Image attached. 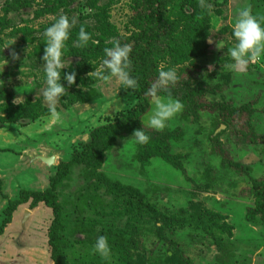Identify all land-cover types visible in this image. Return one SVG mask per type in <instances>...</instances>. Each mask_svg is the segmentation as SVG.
I'll return each instance as SVG.
<instances>
[{"label":"rangeland","instance_id":"1","mask_svg":"<svg viewBox=\"0 0 264 264\" xmlns=\"http://www.w3.org/2000/svg\"><path fill=\"white\" fill-rule=\"evenodd\" d=\"M141 1L0 0V59L9 60L0 79L16 92L15 99L23 98L20 104L30 97L51 110L40 91L43 66H39V56L32 55L43 42V33L60 16L72 22L71 34L83 23L91 34L90 43L101 51L91 60L95 71L81 75L94 78V84L68 87L63 83L69 94L55 106L59 117L42 114L35 122L0 125V227L9 222L0 236V264H264V221L261 215L255 222L246 219L258 204L251 178L264 180V58L244 71L228 67L234 63L229 51L235 45L232 29L238 12L250 6L254 15L264 16V0H206L207 8L200 7V0H163L168 3L165 18L171 20L154 25L161 36L156 46L167 48V36L177 24L184 31L181 15L196 13L200 21L194 24L193 20L191 29L203 38L205 51L191 67L189 63L173 66L171 55L161 50L154 49V55L146 58L147 65H157L145 77L150 88L160 71L174 68L178 80L168 87L175 91L173 99L192 90L205 93L200 101L207 104L247 106L254 133L233 117L235 133L245 134L233 135L232 124L229 128L220 117L221 128L212 134L215 116L209 113L213 112L193 107L187 116L182 109L163 131H156L148 125L155 106L150 98L151 112L143 122L157 133L156 138L166 140L167 152L183 166L182 172L161 159L143 166L139 144L125 138L104 153V163L96 170L105 141L93 146L95 164L72 166L57 187L63 214L58 254L50 245L53 210L43 203L33 207L32 199L19 204L22 191L49 190L59 167L90 145L96 127L136 103L115 78L105 84L95 73L104 70V49L117 41L131 47L132 62H142L140 52L147 44L139 40L145 29L138 26L144 22ZM86 14L90 17L81 19ZM97 22L104 23L102 29ZM12 51L20 54V60L11 59ZM65 60L62 71L75 70L79 59ZM120 104L123 107L118 108ZM214 137H219L222 155L211 142ZM39 157L56 160L48 165ZM231 163L251 170L237 171ZM108 180L138 190L143 198H137L136 191L134 195L118 193ZM147 205L160 214L149 212ZM165 216L174 223L167 225ZM99 236L108 238L111 252L107 258L93 251Z\"/></svg>","mask_w":264,"mask_h":264},{"label":"trees","instance_id":"2","mask_svg":"<svg viewBox=\"0 0 264 264\" xmlns=\"http://www.w3.org/2000/svg\"><path fill=\"white\" fill-rule=\"evenodd\" d=\"M143 4H145L143 14V24L138 26L145 27L142 31V37L139 40L145 41L147 44V49L145 51L140 52L143 55H140V60L142 62L136 63L132 62L133 66V72L138 73V78L140 80V85L135 90L132 89H126L125 93L131 94L134 96V99L136 103L128 110V111H121L119 112L114 119H108V121L96 127V129L93 131L91 138L92 141L89 146H87L82 152H76L71 161L68 163H65L59 167V173L57 174V179L53 181L52 187L41 193V192H29V191H22L21 197L19 200V204H25L30 199H32V206L36 207L38 204L43 203L47 207L51 208L53 210L55 220L53 222V225L51 227L50 232V245L53 248V253L58 254V242H59V231L62 228V222H63V214H62V206L59 202V196L57 193V187L65 177L68 176V172L70 171L72 166L75 165H86V166H93L95 164L93 153H92V147L98 145V143H101L102 141H105L103 152L99 155V161L97 163V169H100L104 163V153L111 151L117 144V142L120 139H134L131 138L135 130L143 129L147 135L150 136V141L147 144H139V147L142 150V156L140 158V162L143 166H150L153 160L155 159H161L168 165H171L175 170H178L182 172L183 166L173 160V157L168 154V143L165 142L166 140H161L159 137L156 138L155 133L153 130L149 129L143 122L144 117H146L151 111V100L153 99L150 95H148V91L150 89L147 81L146 76L148 74V71L153 68H157V65H147V54L151 55V57L154 55L153 50H161L163 53H168L171 55V62L173 66L176 65H183L185 63H189L188 66L191 67L194 65V62L197 58L202 57L203 52L205 51V43L203 42V38L200 39L197 31L194 29H191V26H193L192 21L194 20V24L199 23L200 18L199 16L196 17V13L194 14H182V24L184 31H179V24H177L176 28H174L169 34H168V41L169 44L167 45V48L165 49H159V45L156 46V43H159V35L155 33V27L154 25L157 24V22L164 20V23L167 24L170 18H165L164 10L166 9V5L168 3L164 2L163 0H144L141 1ZM148 5V7H147ZM92 4L90 5V8H92ZM182 13L184 12V9L181 8ZM90 16L83 15L81 19L85 20ZM92 17V15H91ZM97 26H99L100 29L102 27L100 25L104 24L102 22H97ZM137 26V23L135 21L134 23ZM83 26V23L79 25V28H74V34H71V37L69 41H67V52L65 53L64 58H76L79 59L77 62L75 72L77 73V79H76V85H83L87 86L90 82L91 84H94L96 80L91 77H82V74H89L93 73L95 71V67L92 66L91 60L93 58H98L100 54V50L97 51V48L92 43H88L87 47L81 48L76 41L78 38V34L76 33L77 30H80V27ZM88 29H86L87 31ZM28 36V35H27ZM26 36V37H27ZM25 40V38H24ZM158 40V41H157ZM45 38L43 39V42H39V44L34 48L33 55L32 56H39L37 59L39 61V66H43L42 57L44 55V47H45ZM102 43V42H101ZM97 51V52H96ZM40 54V55H39ZM34 69H36L38 66L33 65ZM185 66L184 68L188 67ZM188 67V68H189ZM187 68V69H188ZM39 69V68H38ZM61 83L67 84L66 81L63 79L61 80ZM74 85V86H76ZM128 90V91H127ZM162 96H168L169 94L171 96L175 95V91L172 88H167L165 91L160 93ZM205 93L202 91H187L185 94L178 97V100L182 103L184 114H189L191 111L190 108L193 107V110L203 112L207 111L213 112L209 114H214L215 116V131L212 133L214 134L219 128H221L220 123V117L222 119H225L228 124V127L230 128V124H232L231 131L234 132L233 135L241 136L245 135L241 132L235 133L237 127V123L232 120L233 117H237V122H242L247 128H251L249 124H251L250 120V113H249V107H242V108H229L225 105H218V104H212V103H205L203 101H200ZM16 92L13 89H10L8 86H4L3 88H0V125H11V124H17L18 122L28 120L30 122H35L40 118L42 114L45 115H51V110H46L44 108L41 101H33L30 97H28L25 102L15 105L13 101L16 98ZM176 96V95H175ZM174 96V97H175ZM177 98V97H176ZM251 110V109H250ZM218 112V114H217ZM246 114L243 118L242 115ZM250 121V122H249ZM251 132H253L252 128L249 129ZM254 133V132H253ZM247 135V134H246ZM249 136V135H248ZM251 141L254 142V138L251 139ZM211 142L218 146V151L220 152V155L223 154V149L218 145L219 137H214L211 139ZM259 150V149H258ZM231 166L235 168L237 171H249L248 167H244L239 164H232ZM236 172V171H235ZM252 175V174H251ZM251 181L254 185L253 187V193L257 197V203L255 208H252L250 210V219H248V216L246 217L247 221L249 222H255V218L258 215H261L262 220L264 221V180H257L255 178H251ZM107 184L111 187H114L116 190H118L120 194L122 195H134V191H136L137 198L142 199V194L132 187H127L123 185H119L116 183H112L109 180L107 181ZM139 203L137 202V205ZM147 210L149 212L154 213L158 216L160 214L156 209L153 207L147 205ZM164 221H166L169 225L171 223H174V220L169 219V217H163ZM162 218V219H163ZM9 222H5L0 227V236L3 235V232L5 228L7 227V224ZM264 223V222H263ZM57 259V258H56ZM59 260V259H58ZM60 262V260H59ZM61 264V262H60Z\"/></svg>","mask_w":264,"mask_h":264},{"label":"clouds","instance_id":"3","mask_svg":"<svg viewBox=\"0 0 264 264\" xmlns=\"http://www.w3.org/2000/svg\"><path fill=\"white\" fill-rule=\"evenodd\" d=\"M200 7L207 8L209 5L206 0H200ZM72 26L73 24L67 16H60L43 33L46 41L42 57L44 87L40 91L44 102L50 106L52 114L57 117H59V113L56 112L55 106L61 101L62 97L69 94L68 88L61 83V80L66 81L67 86L71 87L76 85L77 79V73L74 70L70 72L62 71L67 63L64 57L67 52V41L71 37ZM232 36L235 45L230 49L229 54L234 63L228 66L230 69L244 71L249 64L257 63L264 58V16L254 15L250 6H245L238 12V17L232 29ZM91 39V34L81 26L77 38L79 46L81 48L87 47ZM210 42L214 43L215 41L210 40ZM220 46L222 45H218V47ZM131 53L132 49L129 45H121L118 41L113 43L111 47H106L102 60L104 70L96 71V79L108 84L115 78L123 88L135 90L138 87V81L131 74ZM10 56L13 61L20 60V54L15 51H12ZM8 64V59L4 57L0 59V77L3 76L4 68ZM177 80L178 75L174 68L160 71L157 82L153 84L147 93L155 101L148 125L156 131H163L168 122L183 109L182 103L173 99L170 94L168 96L160 94L170 85H174ZM9 82L11 81L9 80ZM4 86L5 81L0 79V88ZM22 99V97H18L13 103L20 104ZM119 107H123V105L120 104ZM131 138H134L135 142L141 145L149 143L151 139L143 129L135 130ZM93 251L107 258L111 252L108 238L99 236L95 241Z\"/></svg>","mask_w":264,"mask_h":264},{"label":"water","instance_id":"4","mask_svg":"<svg viewBox=\"0 0 264 264\" xmlns=\"http://www.w3.org/2000/svg\"><path fill=\"white\" fill-rule=\"evenodd\" d=\"M39 159L48 165H53L56 160L54 157H51V158L39 157Z\"/></svg>","mask_w":264,"mask_h":264}]
</instances>
